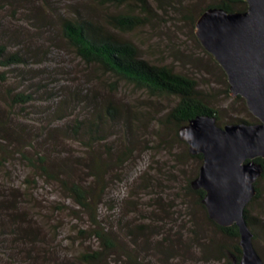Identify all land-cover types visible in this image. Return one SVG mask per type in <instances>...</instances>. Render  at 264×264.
<instances>
[{"label":"rangeland","instance_id":"obj_1","mask_svg":"<svg viewBox=\"0 0 264 264\" xmlns=\"http://www.w3.org/2000/svg\"><path fill=\"white\" fill-rule=\"evenodd\" d=\"M218 1L146 0L147 11L143 15L148 22L120 36L136 45L141 58L192 78L221 122L249 121L252 114L241 99L228 94L223 69L194 33L200 13ZM114 10L117 8H102L93 0H0V46L6 54L16 53L24 59L18 66H0V141L4 148L18 151L28 143L23 131L37 133L40 145L33 141L32 151L46 153L58 167L69 164L86 183L89 179L82 166L97 160L109 164V182L98 202V215L99 221L104 217L110 226L115 227L119 218L125 223L132 217L135 223H147L155 230L154 222L142 220L139 215L148 216L150 206L161 201L168 209L167 219L165 226L157 225L168 230L174 254L164 262H160L162 257L151 256L160 235H151L148 229L142 254L148 255L150 264H221L214 258L220 254L214 244L222 243L232 250L236 242L214 232L194 194L187 189L200 163L187 155L186 144L176 135V124L166 118L176 101L171 97H152L126 83H116L112 76L82 62L61 38L62 18L82 17L102 23L104 13ZM10 93H25L32 100L23 108L11 107L7 96ZM109 104L118 109V118L106 116ZM99 115L104 116L99 132L85 134L89 121ZM79 129L77 136L74 130ZM96 137L105 141L93 140ZM4 157L5 154L0 155L3 233L11 232L13 238L18 237L16 232L26 230L45 234L56 247V260L71 259L97 245L95 238H90L91 233H79L80 229H90L89 219L60 184L34 176L17 155L12 160L7 158L5 164ZM258 188L259 198L248 206L254 220L249 228L256 235L253 244L264 262V179L258 181ZM138 204L140 212L131 214L130 210ZM36 241L32 246L28 242L26 248L30 252L35 249L32 254L36 264H45L44 247ZM142 250L140 245L139 251ZM111 264L126 263L117 260Z\"/></svg>","mask_w":264,"mask_h":264},{"label":"trees","instance_id":"obj_2","mask_svg":"<svg viewBox=\"0 0 264 264\" xmlns=\"http://www.w3.org/2000/svg\"><path fill=\"white\" fill-rule=\"evenodd\" d=\"M93 1L102 8L111 9L113 7L117 8V11L105 12L102 23L82 17L62 18L59 23L61 38L82 62L86 65L96 67L102 74L112 76L115 78L116 83H126L135 89L145 91L152 97L173 98L176 103L169 110L166 118L176 124V135L178 139H180L179 129L197 115H213L216 117L217 124L222 125L223 122L218 118V112L204 101L197 89L196 82L192 78L176 72L167 65L153 64L141 58L136 45L130 40L120 36L124 33H130L148 22L146 15H143V12L145 10L147 11L146 0ZM125 6H130L131 8L128 10L120 9H123ZM132 6H135L137 9H133ZM209 7H220L229 12L243 11L246 8V2L244 0H219L214 4L207 5L204 10ZM23 63L24 59L19 54H6L4 48L0 46V66H18ZM7 96L9 100L8 105L11 107L17 105L23 108L32 100L31 96L25 93H10V95ZM237 99H241L245 104L242 97L237 96ZM111 105L112 104L107 105L106 116L111 119L118 118V109H115ZM103 117L99 115L97 119H91L85 134L90 135V133H94L96 130L98 133ZM61 118L62 117H59L58 120H62ZM250 120L240 119L230 123L258 122L253 115ZM223 124L228 123L226 122ZM73 126L78 127V124ZM79 132L80 129L74 130L77 136H79ZM34 134L35 133L31 134V131H23V136L28 143L21 146L18 151L12 148H4V144L0 141V155H6V158L4 157L3 159V164L8 162L7 158L14 159L17 155L18 158L32 170L34 176L36 175L37 177L45 178L47 181L60 184L67 196L72 198L75 205L82 211L81 213H85L89 219L90 229H80L79 233H91V235H89L90 238H95L98 243L90 249H84L78 252L75 256L71 257V259H64L61 257L56 260V247L52 246L45 234L32 232L31 230H26L25 232L19 231L16 232L17 235L15 233L18 237H14L16 238L14 239L12 234H10L11 232L3 233L5 231L0 229V244L7 246L3 248L0 247V264H36L32 254L35 249L30 252L29 248H26L28 242H30V246H32L36 240L39 246L44 247L42 261H44L45 264H111L112 261L116 262L117 260H122V262L126 264H150L151 262L148 261V255L142 254L146 250V245L143 241L148 229L151 235L155 233L160 235V240H157L154 245L155 253L151 256L155 255L156 258L157 256L164 258L160 259V262L162 260V262L171 260L170 258L174 254L172 251V240L167 237L169 236L168 230L159 229L157 225L161 224L163 226L167 219L165 214L168 209L165 208L161 201L156 200L150 206L152 207L151 211L143 209L148 212V216L139 215V217L142 216V220L147 219V221L154 222L155 230H152V226H149L147 223L137 221L135 223L132 217H129L125 223H122L121 218H119L115 227L110 226L104 217L103 220H101L102 222L99 221L98 202L103 198L101 196L105 193L106 183L109 182L107 179L109 164L105 161L97 160L93 161L91 165L82 166V171L83 173L85 172L84 176L89 179L86 183L80 175L76 174L75 170H73L69 164L64 163L66 165L63 164L58 167L53 160L49 159L46 153L43 154L39 151L35 153V151H32L35 149L32 143L33 141H35L34 143L38 144V146L40 145V135H37V133ZM93 140L103 141L104 138L96 137ZM180 140L186 144L188 148L187 143L182 139ZM28 148H30L32 152L28 151ZM187 155L196 158L201 165V154L192 155L188 150ZM121 160L123 159L117 158V161ZM257 162H260L264 169V158H258ZM78 166L80 167V163ZM197 174L198 172L195 177ZM193 179L188 182L186 186L190 193L194 194L197 204L203 211L205 221L211 225L217 235L236 242L232 245V250L222 243L214 244L213 248L220 252L219 256L214 258L220 260L222 262L221 264H232L234 260L236 264H238L241 258V248L239 246V232L236 225L223 227L208 217L206 208L202 203L205 192L202 189H194L192 187L191 183ZM262 179H264V170L262 176L255 184L257 191L256 195L247 204L244 210L246 222L250 227L254 225V220L253 217L249 215L248 206L259 198L260 189L258 188V181ZM140 206L141 204L135 206L130 210V213L134 215L140 212ZM154 209L155 211L152 212ZM7 214L9 215V212H7ZM122 216L125 217L127 215L125 214ZM2 227L3 224L0 223V228ZM255 241L256 235L253 233V242ZM140 245L144 250L139 251ZM41 251L42 248H40V254ZM4 256H8L7 259ZM180 257H182V255H180ZM205 260L211 261V259Z\"/></svg>","mask_w":264,"mask_h":264},{"label":"water","instance_id":"obj_3","mask_svg":"<svg viewBox=\"0 0 264 264\" xmlns=\"http://www.w3.org/2000/svg\"><path fill=\"white\" fill-rule=\"evenodd\" d=\"M244 1L243 11L206 8L195 23L194 33L223 69L228 94L242 97L258 122L221 127L215 116L197 115L179 129V136L190 154L202 155L191 185L205 192L202 203L208 217L220 226L236 225L238 229V264H264L244 216L264 170L257 162L264 158V0Z\"/></svg>","mask_w":264,"mask_h":264}]
</instances>
